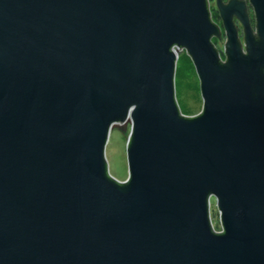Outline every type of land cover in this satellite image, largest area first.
Listing matches in <instances>:
<instances>
[{"label":"water","instance_id":"water-1","mask_svg":"<svg viewBox=\"0 0 264 264\" xmlns=\"http://www.w3.org/2000/svg\"><path fill=\"white\" fill-rule=\"evenodd\" d=\"M211 2L0 0V264H264V0Z\"/></svg>","mask_w":264,"mask_h":264},{"label":"rangeland","instance_id":"rangeland-1","mask_svg":"<svg viewBox=\"0 0 264 264\" xmlns=\"http://www.w3.org/2000/svg\"><path fill=\"white\" fill-rule=\"evenodd\" d=\"M226 1V0H225ZM215 0L209 4L210 11L215 9ZM249 10V19L253 12L247 6ZM252 20H250L251 22ZM234 23L237 26L238 36L243 42L241 29L242 26L239 24L238 20L234 19ZM220 25V21L218 22ZM222 27V26H221ZM223 30V28H222ZM220 30L219 37H212L214 40V45L221 51L223 44L225 42L224 35ZM175 86H174V96L176 97V104L178 109L185 115H194L201 111V95L199 94V81L195 74V69L191 63L190 57L183 50L178 53V58L175 61ZM127 130L123 131L117 126L109 130L108 144H106L104 149L106 166L108 167V173L115 179L120 181L125 179L127 176L128 167L126 165V145L128 140L126 139ZM212 214L216 216L217 207L214 205L213 198H210Z\"/></svg>","mask_w":264,"mask_h":264},{"label":"built area","instance_id":"built-area-1","mask_svg":"<svg viewBox=\"0 0 264 264\" xmlns=\"http://www.w3.org/2000/svg\"><path fill=\"white\" fill-rule=\"evenodd\" d=\"M174 49V47H173ZM209 209L211 210V202H210V199H209ZM209 210V219L211 220V228L215 231V232H219L221 230L220 228V221H219V218L217 216V210H216V216L215 214H212V211Z\"/></svg>","mask_w":264,"mask_h":264},{"label":"trees","instance_id":"trees-1","mask_svg":"<svg viewBox=\"0 0 264 264\" xmlns=\"http://www.w3.org/2000/svg\"><path fill=\"white\" fill-rule=\"evenodd\" d=\"M212 10H213V12H211V15H212L211 18L215 23L218 24V22L220 21L218 11H216V9H212ZM250 20H252L251 22L253 23L252 16L250 17ZM213 42H214V40H213Z\"/></svg>","mask_w":264,"mask_h":264},{"label":"flooded vegetation","instance_id":"flooded-vegetation-1","mask_svg":"<svg viewBox=\"0 0 264 264\" xmlns=\"http://www.w3.org/2000/svg\"><path fill=\"white\" fill-rule=\"evenodd\" d=\"M249 8V7H248Z\"/></svg>","mask_w":264,"mask_h":264}]
</instances>
